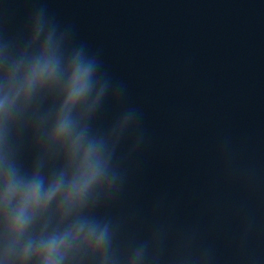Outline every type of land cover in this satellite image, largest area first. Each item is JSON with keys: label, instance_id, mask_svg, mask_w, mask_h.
Here are the masks:
<instances>
[{"label": "water", "instance_id": "water-1", "mask_svg": "<svg viewBox=\"0 0 264 264\" xmlns=\"http://www.w3.org/2000/svg\"><path fill=\"white\" fill-rule=\"evenodd\" d=\"M40 4L124 86L95 127L140 113L123 190L97 209L121 247L159 231L160 264H264V0H0V28Z\"/></svg>", "mask_w": 264, "mask_h": 264}, {"label": "clouds", "instance_id": "clouds-1", "mask_svg": "<svg viewBox=\"0 0 264 264\" xmlns=\"http://www.w3.org/2000/svg\"><path fill=\"white\" fill-rule=\"evenodd\" d=\"M123 91L44 4L17 33L0 28V264H160L159 231L122 248L121 223L97 215L126 182L120 145L143 143L136 108L95 127Z\"/></svg>", "mask_w": 264, "mask_h": 264}]
</instances>
